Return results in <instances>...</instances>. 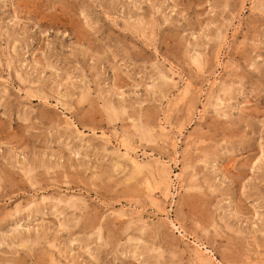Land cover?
<instances>
[{"label": "rangeland", "instance_id": "rangeland-1", "mask_svg": "<svg viewBox=\"0 0 264 264\" xmlns=\"http://www.w3.org/2000/svg\"><path fill=\"white\" fill-rule=\"evenodd\" d=\"M0 264H264V0H0Z\"/></svg>", "mask_w": 264, "mask_h": 264}]
</instances>
